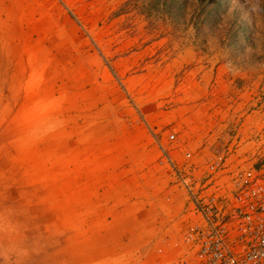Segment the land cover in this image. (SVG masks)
<instances>
[{"label":"rangeland","instance_id":"374dc122","mask_svg":"<svg viewBox=\"0 0 264 264\" xmlns=\"http://www.w3.org/2000/svg\"><path fill=\"white\" fill-rule=\"evenodd\" d=\"M220 155L264 160V0H0V264L178 261L148 193Z\"/></svg>","mask_w":264,"mask_h":264},{"label":"built area","instance_id":"2783aa9c","mask_svg":"<svg viewBox=\"0 0 264 264\" xmlns=\"http://www.w3.org/2000/svg\"><path fill=\"white\" fill-rule=\"evenodd\" d=\"M241 165L220 155L199 182L184 175L190 167L170 165L194 216L179 239L195 249L194 264H264V160Z\"/></svg>","mask_w":264,"mask_h":264},{"label":"crops","instance_id":"0c3cea01","mask_svg":"<svg viewBox=\"0 0 264 264\" xmlns=\"http://www.w3.org/2000/svg\"><path fill=\"white\" fill-rule=\"evenodd\" d=\"M149 198L151 199L152 204H154V201L157 199L158 200H162V217H160V221L158 222V224L156 223V215L153 216V222H152V229L154 228V231H158V234L163 235H168L169 239H164L163 241L167 240H171V237H174L176 235V231H174L175 229V225L171 222H169L170 220V213L171 211L176 208L178 209L180 206H184V212H181L179 215H177L178 218V222H182V229L181 231L183 232L186 224L190 221L194 219L193 213L189 212V203L187 201V198L185 197H176L175 195L173 196H168L167 199L164 196V199L159 197L156 198V196H158V194L156 195L155 192H149L148 193ZM164 200V201H163ZM171 203V204H170ZM161 204V201H160ZM176 212V211H174ZM176 215V214H175ZM176 216V218H177ZM185 222V223H184ZM154 226V227H153ZM181 232V233H182ZM172 235V236H171ZM179 236H181V234H179ZM180 239V237H179ZM162 241V240H160ZM180 242V240H179ZM181 244V242H180ZM182 245V244H181ZM183 250L182 251V256L179 258L178 261L174 260V261H165V264H194V253H195V249H191L190 247H186L184 245H182ZM181 253V252H180ZM160 264V263H159Z\"/></svg>","mask_w":264,"mask_h":264}]
</instances>
